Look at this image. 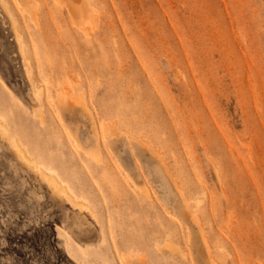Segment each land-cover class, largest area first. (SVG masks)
I'll return each instance as SVG.
<instances>
[{"label":"rangeland","instance_id":"1","mask_svg":"<svg viewBox=\"0 0 264 264\" xmlns=\"http://www.w3.org/2000/svg\"><path fill=\"white\" fill-rule=\"evenodd\" d=\"M58 1L0 2V264H264V0Z\"/></svg>","mask_w":264,"mask_h":264},{"label":"bare ground","instance_id":"2","mask_svg":"<svg viewBox=\"0 0 264 264\" xmlns=\"http://www.w3.org/2000/svg\"><path fill=\"white\" fill-rule=\"evenodd\" d=\"M37 0H16V2L20 5H22L25 9H28L31 5H34L36 4ZM58 1V0H57ZM86 2H84L83 0H59L58 2H61V3H64L66 6H67V9L69 10L70 14L75 18L77 17H80V16H85L86 14H90V10H91V7L89 5V3L91 1H89V3L87 2L88 0H85ZM0 2L2 4H5V7L8 8V6H6V3H5V0H0ZM91 4V3H90ZM89 5V9L87 13L86 10H87V6ZM38 7V6H37ZM35 8H36V5H35ZM38 8H36L37 10ZM9 10V9H8ZM8 12V11H7ZM93 12V11H92ZM32 13H36V11H32ZM11 15H13L11 13ZM94 15V14H93ZM36 15H34L35 17ZM91 16V15H90ZM33 17V16H32ZM87 17V16H86ZM16 18V17H15ZM15 24V23H14ZM15 26V25H14ZM17 29V28H15ZM17 39H18V36H17ZM19 42L21 41L20 39H18ZM20 45V44H19ZM21 46V51L24 52L25 48L24 46L20 45ZM0 132L2 133V135L9 140V142L12 143V137L10 135V131L9 129L7 128V126L0 121ZM17 141V140H16ZM17 146V153L24 159L26 160L27 162L30 163V161L32 160L30 157H28L26 154H24V151L19 147L20 145L19 144H16ZM22 147V146H21ZM38 166V165H37ZM36 167V166H35ZM39 167V168H38ZM36 167L37 169H39V172L40 174L47 180L48 184L51 185L53 188L56 189L57 193L59 194H63L67 197V199L69 200V202L72 204L73 202H76L74 201V199L68 195L67 193V190L66 188L60 183L59 181V178H57L56 175H53L49 172H47L44 168L38 166ZM76 200V199H75ZM188 203V202H187ZM74 204V203H73ZM79 208H83L84 207V204L80 203V202H77ZM186 204V203H185ZM76 207V205H75ZM189 207V205H188Z\"/></svg>","mask_w":264,"mask_h":264}]
</instances>
